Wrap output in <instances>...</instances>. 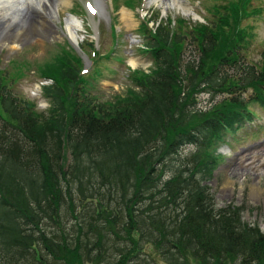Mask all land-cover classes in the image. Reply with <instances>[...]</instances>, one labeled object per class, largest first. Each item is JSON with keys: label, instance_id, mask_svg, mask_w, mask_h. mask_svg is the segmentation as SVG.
Masks as SVG:
<instances>
[{"label": "trees", "instance_id": "obj_1", "mask_svg": "<svg viewBox=\"0 0 264 264\" xmlns=\"http://www.w3.org/2000/svg\"><path fill=\"white\" fill-rule=\"evenodd\" d=\"M251 1L229 0L213 7L206 25L189 27L178 21L176 29L164 22L155 31L147 27L148 39L140 51L153 57L155 68L149 74L131 72L140 75L143 91H131L112 103L89 94L101 75L99 59L110 54L102 57L94 51L97 58L87 75L80 74L78 56L57 55L56 67L51 63L41 69L44 78L53 80L42 87L51 101L49 123L38 122L43 116L35 103L12 93L9 81L18 75H4L0 69V118L11 126L0 129V264H33L22 254L30 250L66 264H71L69 256L82 251L90 256L93 243L83 247L79 235H84L83 225L96 219L103 229L106 224L133 227L141 222L156 233L154 241L174 255L176 264H186L175 256L180 250L190 254V264H209L219 255L235 256L241 264L264 262V234L247 227L236 233L225 219L226 210L214 213L194 176L202 171L201 153L213 144L219 127L251 114L254 101L264 105V51L260 62L243 58L247 38H253V25L245 22L261 10ZM189 36L201 43L198 71L202 67L208 73L205 86H231L230 91L241 92L252 87L256 99L245 105L224 99L218 105L225 107L213 119L194 121L190 107L196 100L188 99L182 81L188 79L192 89L197 81L189 78L192 70L188 64L182 68L179 57ZM26 65L15 68L20 71ZM227 71L233 78H227ZM24 138L25 146L16 144ZM186 145L194 146L196 153L190 163L180 165L178 151ZM173 206L180 212L169 210ZM67 213L89 221H77L79 234L71 240L52 232L65 223ZM101 244L99 239L94 246L100 251ZM16 255L23 261H11ZM38 260L49 264L43 255Z\"/></svg>", "mask_w": 264, "mask_h": 264}, {"label": "rangeland", "instance_id": "obj_2", "mask_svg": "<svg viewBox=\"0 0 264 264\" xmlns=\"http://www.w3.org/2000/svg\"><path fill=\"white\" fill-rule=\"evenodd\" d=\"M116 1L118 3L115 9L112 7L110 0L100 2L98 0L97 2L96 0H69L65 6L58 4V11L56 10L54 19L49 16L47 18L48 22L43 26L47 30L45 32H49V34L33 32L31 29H37L35 27L31 28L26 23V33L17 44L20 48L14 46L11 49L6 45H1L2 43L5 44L4 39L15 37L20 31L4 33L3 27L0 28V69L4 71V75H18L13 82L9 81V87L12 93L36 104V112L43 116L40 117V121L37 120L38 122L49 123L53 119L50 112L51 101L43 96L41 89L42 85H50L53 80L50 77L44 78L41 75V69L51 63L56 67L54 62L56 55H61L64 52L74 57L78 54L82 57L83 72L87 70V74H89L97 58V55L91 57V51L94 50L103 55L108 53L118 42L119 46L116 54L121 59L103 61L102 75L96 80L94 89L91 90L92 94H98L101 97L100 100L112 103L118 98L126 97L131 91L139 94L143 91V86L138 83L141 78L140 75L134 77L129 69H141L140 72L149 74L155 68L151 58L148 55L141 54L139 49L142 38L137 32V28L143 19L147 21L153 14H157L158 16L161 15L162 18L167 17L168 21L170 19L182 21L184 26L194 27L201 25L199 21L192 19L194 16L201 20V18L207 17L206 12L210 14L213 7H223L229 0H178L180 6L177 5L178 3H172V0H161L158 3L160 7H157L156 4H148L149 1L147 0H133L134 10L123 9L122 2L124 0ZM12 3H14V0H12ZM99 3H102V5ZM253 5L255 8H260L264 6V0H255ZM123 11H126L132 17L130 24L121 18ZM70 15L78 21L79 27L76 40L80 50L72 44V39L69 36L68 39L66 35L65 22L66 19L71 17ZM254 20L251 22L254 38L251 42L247 38L250 44L246 47L245 55L250 61L256 63L260 62L261 53L264 50V11L261 16ZM3 22L4 20L0 18V23ZM51 22L55 25H50ZM245 24H249V21ZM112 26L117 33L118 38L116 40L111 37ZM13 27L16 28L17 25L13 24ZM194 34L196 35V33ZM184 39V45L179 53L181 64L188 63V67L193 74L192 76L189 75V78L196 77L197 81L192 89L191 83L187 82L188 79L183 80L184 93H188V99H192L193 96L197 99L190 107L194 113V121L209 120L214 117L215 113L225 107L221 104L216 105V103L221 101V98L231 86L228 89L225 86L223 88L205 86L203 81L208 73L205 72L206 69L202 70V67L198 71L199 64L202 65L200 40L190 36ZM92 44L96 46L94 49H92ZM220 44L224 43L220 42ZM130 61L134 65H131ZM245 61L249 63V61ZM21 63H27V65L19 71L15 67H19ZM64 67L61 66V68ZM61 68L59 71H61ZM55 73L58 74V72H52V74ZM232 74V71H227V78H233ZM248 95L254 97L252 87L245 90V96L248 97ZM216 99L218 100L216 101ZM250 108L255 116L246 115L236 123L229 125L228 129L219 131L220 143L228 145L218 149L220 154L209 150V148L201 153L202 171L194 176L196 177L197 186L204 188L203 196L207 201L210 200L214 213L218 210H226L225 219L227 218L226 221L229 222L228 224L234 231L240 232L247 227L257 234H264V105L254 101ZM226 111L232 112L233 110L227 109ZM4 124L0 118V129ZM5 125L8 126V123ZM255 126H258L257 129L254 128ZM4 129L11 130V126L4 127ZM27 141L26 138L20 139L16 144L25 146ZM58 145L60 151L66 153L64 149L66 146L62 143ZM153 147L155 149L160 148L156 145ZM194 153L196 151L192 147L182 148L179 152L178 163L180 165L190 163ZM190 167L192 165H189ZM158 170L161 173L164 172L162 168ZM173 208L174 206L169 210H173ZM87 209L83 212L84 215ZM77 210L78 208H76V213ZM121 210H119V213ZM179 212L180 208L178 206L174 208V214ZM172 216L173 214H171ZM84 219L78 220L76 214L71 216L67 213L64 218L65 223H61L60 227H54L52 232L58 236L64 235L71 240L79 234L77 221L89 223L86 218ZM94 221L88 227L83 225L81 233L84 235H79L84 241L83 247L88 248L93 243L92 253L94 254L87 256L82 251L79 254L71 255L68 257L71 264H108V259L113 260L114 256L116 261H113L112 264H176L173 259L174 255L166 253V248L161 247L159 243L154 241L156 233L150 228L144 227L141 222L138 221L133 227L128 225L122 227L123 223L116 226L106 224L105 227L107 228L103 229L104 226L98 222V219ZM109 232L113 234L110 235ZM68 233L71 234L68 235ZM85 234L88 235V239L85 238ZM99 239L103 244H101L100 251L98 247L94 246V243ZM88 243L90 244L88 245ZM84 249L86 251V248ZM41 253L40 251L30 250L22 254L28 262H30L28 259L30 258L33 264H41L38 257L40 258L42 255L43 259L47 260L49 264H66L63 260L52 262L50 256L47 257L44 254L41 255ZM175 256L183 257L186 264H190L188 263L189 253L180 250ZM11 261H19L20 263L23 260H19V255H16V260L11 259ZM241 263L242 260L240 262L235 256L220 255L216 260L209 262V264ZM24 264L28 263L24 262ZM247 264H264V262Z\"/></svg>", "mask_w": 264, "mask_h": 264}, {"label": "bare ground", "instance_id": "obj_3", "mask_svg": "<svg viewBox=\"0 0 264 264\" xmlns=\"http://www.w3.org/2000/svg\"><path fill=\"white\" fill-rule=\"evenodd\" d=\"M98 1L100 2L102 0ZM68 2L69 0H14V3H12V0H0V18L4 20L3 23H0V27L16 22V31H21L24 30L23 25L28 23L31 28L35 27L37 30L45 32L43 26L47 18H49V16L52 19L55 17L54 14L58 11H56L58 4H60V6L61 4L65 6ZM172 3H178V0H172ZM99 4L102 5V3ZM7 15L10 17L6 18ZM121 18L125 19L128 24L131 23L132 17L126 11L121 13ZM78 27V23L72 18L66 20L65 29L71 39L76 36ZM4 41L5 44L2 43L1 45H7L11 49L14 48L15 43H7V39H4ZM131 64L134 65L133 62Z\"/></svg>", "mask_w": 264, "mask_h": 264}]
</instances>
